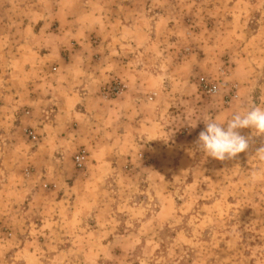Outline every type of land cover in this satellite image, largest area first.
Here are the masks:
<instances>
[{
	"label": "rangeland",
	"instance_id": "1",
	"mask_svg": "<svg viewBox=\"0 0 264 264\" xmlns=\"http://www.w3.org/2000/svg\"><path fill=\"white\" fill-rule=\"evenodd\" d=\"M106 48L145 81H75ZM125 98L120 140L99 104ZM253 104L264 0H0V264H264V135L226 161L197 144ZM87 122L102 148L75 144Z\"/></svg>",
	"mask_w": 264,
	"mask_h": 264
},
{
	"label": "crops",
	"instance_id": "2",
	"mask_svg": "<svg viewBox=\"0 0 264 264\" xmlns=\"http://www.w3.org/2000/svg\"><path fill=\"white\" fill-rule=\"evenodd\" d=\"M68 32L71 33L72 30H69ZM116 51H117V53H119L118 49ZM109 54H110L109 48H106V51L103 53V56H102L100 62L95 63L91 67L86 66V69L84 68L81 70L82 74L75 75L73 79L75 81L77 80L80 83H88V84L93 83L96 85L97 84L103 85V84L109 82V80L114 79V77H116V76L128 84L143 82L144 79L141 81L139 78L137 79L133 75V73L135 71L131 72L130 68L126 67L127 65L126 66L122 65L121 67H118L117 69H114V67L111 66L112 64L109 65L110 64V62L108 61L109 60L108 59ZM80 100H81V98L78 95H76V93H74L72 96L69 94L67 101H68V104L71 105V101L78 103V102H80ZM85 100H87V98ZM138 101L139 102L133 101L134 106L132 107V113L134 112V114H136V115H140L142 112V109H143V105H142L143 101H141V102H140V100H138ZM85 103H86V101H85ZM126 104H127L126 98L121 100V101L113 102L109 105L101 104V103L99 104V108H100L99 113L111 111L112 113H114L116 115V117H117L116 123H115V126L112 127V129L114 130V127H117L115 131L118 133V136H119L118 139H120V140H124L128 136L126 134V128H124V126L128 123V121H126V119L128 118V114L125 112V109L123 107ZM143 104H144V102H143ZM84 106H88V104H84ZM87 110H88L89 114L85 113V114H83V117H85V119H87L88 121H92L91 118H95V115L91 114V110H89V109H87ZM22 111L23 110H21L20 108H17L16 113L20 114V113H22ZM57 112H58L60 118L64 117V116H62V112H63V115H64V113H66V114L68 113V112H66V108L65 109L63 108V110L60 108ZM75 113H76L75 109L71 110V107H70L69 114L72 117L76 118L77 113L76 114ZM13 117L14 116L12 115L11 118H13ZM57 117H58V115H57ZM135 122L138 123L137 121H135ZM136 123L134 124V127H135ZM92 124L93 123L87 122L86 127H84L83 130L81 128V129H79V131L78 130L75 131V133L77 135L80 131L83 132V134L81 135L80 138L75 139L76 145L82 144L89 149H94V148L99 149L108 143V140L106 139V135L108 134V130H106L105 127L100 125V124H96L94 126ZM12 127H13V125H12ZM139 128H141V127L139 126ZM149 136L151 137V135H149Z\"/></svg>",
	"mask_w": 264,
	"mask_h": 264
},
{
	"label": "clouds",
	"instance_id": "3",
	"mask_svg": "<svg viewBox=\"0 0 264 264\" xmlns=\"http://www.w3.org/2000/svg\"><path fill=\"white\" fill-rule=\"evenodd\" d=\"M204 122L206 127L199 133L197 144L207 157L219 161L232 160L249 149L251 137L242 135L240 129L251 128L254 135H264V109L255 104L235 113L227 120L226 127L211 117H206ZM255 153L264 160V146Z\"/></svg>",
	"mask_w": 264,
	"mask_h": 264
},
{
	"label": "built area",
	"instance_id": "4",
	"mask_svg": "<svg viewBox=\"0 0 264 264\" xmlns=\"http://www.w3.org/2000/svg\"><path fill=\"white\" fill-rule=\"evenodd\" d=\"M26 114H29V113L27 112ZM28 134H29V138H31L32 140H36L37 139V136L35 135L34 132L31 131ZM85 161H86V156H85L84 153L77 155L75 157L76 167L78 169H83Z\"/></svg>",
	"mask_w": 264,
	"mask_h": 264
}]
</instances>
